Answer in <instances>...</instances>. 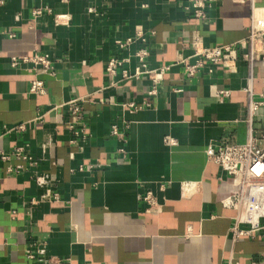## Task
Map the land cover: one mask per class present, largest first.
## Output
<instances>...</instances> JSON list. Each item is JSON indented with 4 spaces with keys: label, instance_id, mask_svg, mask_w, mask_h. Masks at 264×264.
Masks as SVG:
<instances>
[{
    "label": "crops",
    "instance_id": "obj_1",
    "mask_svg": "<svg viewBox=\"0 0 264 264\" xmlns=\"http://www.w3.org/2000/svg\"><path fill=\"white\" fill-rule=\"evenodd\" d=\"M0 1V264H264V232L233 240L221 202L235 188L205 155L264 131L245 92L260 102L264 54L249 83L239 47L264 0H215L203 21L189 0ZM195 32L234 46L235 71L202 60L188 76ZM141 49L146 70L163 69L157 84L123 78ZM36 55L50 69L22 60Z\"/></svg>",
    "mask_w": 264,
    "mask_h": 264
},
{
    "label": "built area",
    "instance_id": "obj_2",
    "mask_svg": "<svg viewBox=\"0 0 264 264\" xmlns=\"http://www.w3.org/2000/svg\"><path fill=\"white\" fill-rule=\"evenodd\" d=\"M215 0H189V8L192 10L193 17L198 20L206 19L207 9ZM235 2H243L244 0H233ZM1 4V1H0ZM39 13L35 11L34 14ZM137 39H143L141 33L137 34ZM133 40L128 39L125 43L117 42V45L124 47ZM191 46L194 50V56L198 58L193 65H186L185 72L188 76H193L201 65V61L205 60L214 65H220L230 72H234L237 61V50L234 46H214L205 47L202 43L201 36L195 32L191 36ZM241 49L248 47V53L245 59L248 63V81L253 79L254 65L264 54V10L254 9L251 15V33L247 40L239 43ZM148 52L141 49L137 52L136 57L139 67L132 76L124 73L123 78L139 77L146 73L153 76L154 84L161 80L163 69L146 70V57ZM263 58V57H262ZM23 61H32L34 64H41L43 70L50 69V64L46 56H32L31 58H23ZM264 60V59H263ZM12 64H17V59H12ZM122 64L121 61L110 60L106 67L109 75L115 73V69ZM29 91L33 94H41L43 85L40 81L32 82ZM245 92L249 96L248 113L252 115L258 106H264V88L260 92V102L253 101L252 88L247 86ZM155 89L148 92V95L154 96ZM226 95V92H221ZM72 123L81 119V109L75 104L70 103ZM130 112H135L143 107L150 106L149 103L140 105L134 103H126L121 105ZM112 134L116 135V126H112ZM20 150L17 151L19 153ZM207 160L217 164L230 178L234 186V192L227 198L222 200V206L233 210L232 226L230 228L233 240L241 237H252L257 233L264 232V131L258 139L248 134L246 142L243 144H224L219 146L208 145L205 149ZM148 199V198H146ZM27 258L32 259L33 255L27 251ZM232 259L227 258L225 264H232Z\"/></svg>",
    "mask_w": 264,
    "mask_h": 264
}]
</instances>
